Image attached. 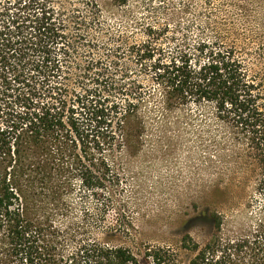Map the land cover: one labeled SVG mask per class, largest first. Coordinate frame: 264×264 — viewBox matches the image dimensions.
Returning a JSON list of instances; mask_svg holds the SVG:
<instances>
[{
    "label": "trees",
    "instance_id": "16d2710c",
    "mask_svg": "<svg viewBox=\"0 0 264 264\" xmlns=\"http://www.w3.org/2000/svg\"><path fill=\"white\" fill-rule=\"evenodd\" d=\"M152 1L0 0V264H177L170 248L145 246L143 262L95 238L130 231L119 218L106 225L111 197L69 221L78 186L101 197L118 181L107 153L139 151L155 92L163 113L213 107L233 130L225 156L259 177L251 234L185 245L189 264H264V84L223 33L140 17Z\"/></svg>",
    "mask_w": 264,
    "mask_h": 264
},
{
    "label": "rangeland",
    "instance_id": "374dc122",
    "mask_svg": "<svg viewBox=\"0 0 264 264\" xmlns=\"http://www.w3.org/2000/svg\"><path fill=\"white\" fill-rule=\"evenodd\" d=\"M151 6V13L142 16L141 11L140 17L160 24L190 23L193 36L223 33L240 51L251 74L264 84V0H153ZM145 83L154 90L150 80ZM157 93L146 107L150 121L139 151L107 153L118 181L107 185L101 197L86 190L84 194L78 186L70 200L69 221L79 220L85 208H97L103 195L111 197L106 225L119 218L130 231L101 230L94 235L100 243L128 247L143 262L145 246L170 248L177 264H189L196 253L185 245L237 244L251 234L245 208L259 177L253 169L244 179L234 169L240 161L225 156L233 148V130L214 120L213 107L188 106L163 113ZM242 182L243 189L239 188ZM214 214L222 219L221 227L211 222Z\"/></svg>",
    "mask_w": 264,
    "mask_h": 264
}]
</instances>
